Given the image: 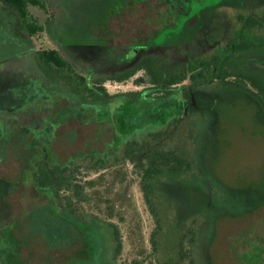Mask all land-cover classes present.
<instances>
[{
	"label": "rangeland",
	"instance_id": "rangeland-1",
	"mask_svg": "<svg viewBox=\"0 0 264 264\" xmlns=\"http://www.w3.org/2000/svg\"><path fill=\"white\" fill-rule=\"evenodd\" d=\"M127 1L137 0H44L46 8L31 5L44 25L34 35L0 1V264H51L52 252L76 235L71 220L85 222L81 215L104 226L93 229L94 248L71 264H264V110L251 92L188 77L139 120H157L152 115L178 96L195 101L187 114L160 127L147 152H123L109 164L114 153L83 155L103 147L112 128L94 123L77 132L55 117L69 99L90 97L87 90L48 75L34 58L57 48L89 85L104 81L112 96L139 94L155 86L153 67L167 79L192 58L228 51L251 17L264 35V0H186L178 38L149 43L135 61L150 59V69L125 77L101 68L97 30L105 13ZM242 55L232 70L264 80V54ZM154 163L183 168L145 181ZM39 164L49 172L47 187Z\"/></svg>",
	"mask_w": 264,
	"mask_h": 264
},
{
	"label": "flooded vegetation",
	"instance_id": "flooded-vegetation-1",
	"mask_svg": "<svg viewBox=\"0 0 264 264\" xmlns=\"http://www.w3.org/2000/svg\"><path fill=\"white\" fill-rule=\"evenodd\" d=\"M187 9L186 0H137L124 2L111 12L105 13L97 30L104 43L101 68L120 69L124 71V74L130 71L136 73L140 69H150V59H143L139 62L135 60L139 57L142 49L149 47V43L176 40L183 27ZM40 67L43 69L42 66ZM178 83L168 85L170 86V88L168 87L169 90H174ZM94 86L102 89L99 92L101 97H88L78 102L69 99L68 103L59 110L58 116L55 115V117H61L60 121L63 122L61 125L74 122L75 124H73L72 128H76V130L79 128L78 126L83 127L94 123L99 124L101 127L106 125V127L112 128L109 136L110 140L103 147L96 148L92 146L91 150L86 151L88 153L83 155L106 156L108 153H114V157L104 159L109 164L118 161L120 154L123 152L128 154L140 150H146L147 152L148 149L152 148L149 145L152 144L151 141L155 135L160 132V127L184 116L191 108V105H195V101L191 104H186L188 101L182 96H178V98L172 100V104L165 113L156 116L152 115L157 120L145 119L140 121V117L148 116V113L156 106L162 107L158 102L159 100L155 98L156 96H152V90L149 88L145 89L141 92L142 95L140 97L142 98H138L137 94L127 95L119 93L112 96L107 92L104 81H101L100 85ZM87 92L89 93V91ZM192 96L194 97L195 95ZM139 102H143L144 105L140 109L138 108ZM146 105L151 106V108L146 109ZM53 146V144L50 147L45 144L43 147H48V149L52 150V148L54 149ZM94 161L96 162V160ZM73 164L70 163L69 166L72 167ZM159 166L160 164H150L144 172L143 179H146L145 176L149 173V170L153 172V167L158 168ZM175 166L179 167L181 165ZM39 171H41L40 168ZM165 173H168V171L157 173L156 179L159 180ZM41 174L44 177V173ZM149 176L151 177V175ZM48 179L46 178L47 181ZM43 181L41 182L42 186ZM46 185H49V183L47 182ZM51 203L54 208L57 207L54 200ZM67 212L73 213L72 211ZM81 217L84 218L85 222L74 221L70 218L77 227L76 235L69 247H64L63 251L55 249V252H52L53 259L50 260L51 264H71L73 260L81 259L84 254L94 248L93 239L96 233L93 229L99 228L98 226L103 225V223L88 216L81 215ZM78 246L79 248H77ZM57 251H60L61 260H57Z\"/></svg>",
	"mask_w": 264,
	"mask_h": 264
},
{
	"label": "trees",
	"instance_id": "trees-1",
	"mask_svg": "<svg viewBox=\"0 0 264 264\" xmlns=\"http://www.w3.org/2000/svg\"><path fill=\"white\" fill-rule=\"evenodd\" d=\"M2 3L7 4L15 8V10L20 15L23 24L25 25L28 33L34 35L44 29V25L41 24L36 16L31 11V5H40L46 8V3L44 0H0ZM263 23L261 20L254 16L248 19L245 22V25L236 30L234 41L229 45L228 51H224L223 54L205 56L192 58L186 65L181 67L180 71L176 74L170 76L167 79H164L161 74L156 71L153 67L152 72V82L155 84L154 87L150 90H164L166 89V95L156 96L159 101V104H162L169 94H172V91L166 88L168 85L173 83H178L191 78L193 82H198L199 80H208L212 82L215 79L220 81L225 80L226 84L232 88H237L245 91L251 92L255 98L262 104L264 110V80L252 73H243L242 75H237L235 71L232 70L234 62H236L237 54L242 55V52L246 51H255L261 52L264 54V35L259 34L255 31V28ZM35 59H37L38 64L42 66L45 70V73L48 75L52 74L54 77L59 75L64 76V78L70 83L73 90L86 89L89 91L90 97L98 98L101 97L99 94L100 87L95 88L88 84V78L80 73H78L74 67L68 62L66 57L62 52L57 48L43 49L36 53ZM31 64V63H29ZM157 65V61H153V66ZM29 66V65H28ZM230 67V69H229ZM134 71L125 73V77L132 76ZM236 74V75H235ZM235 75L237 78L228 79L230 76ZM120 76L119 78H125ZM244 77V78H243ZM141 80V79H140ZM87 84V87L85 86ZM152 92V91H151ZM142 95L141 93L137 94L138 98ZM156 104V103H155ZM143 102L138 103V108H142ZM145 108H151V106L146 105ZM160 164L158 168H154L153 172L149 170V173L145 176V181L148 179H153L151 181H156V174L159 172H168L179 173L182 171V166H168ZM41 172L44 173L45 180L43 181V186L47 187L48 171L43 166H41ZM151 175V177L149 176ZM155 183V182H153Z\"/></svg>",
	"mask_w": 264,
	"mask_h": 264
}]
</instances>
